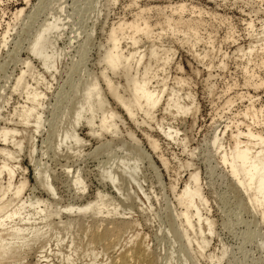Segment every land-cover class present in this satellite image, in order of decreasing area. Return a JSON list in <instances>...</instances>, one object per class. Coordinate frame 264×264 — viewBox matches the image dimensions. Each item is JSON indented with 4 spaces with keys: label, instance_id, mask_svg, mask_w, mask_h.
Segmentation results:
<instances>
[{
    "label": "bare ground",
    "instance_id": "6f19581e",
    "mask_svg": "<svg viewBox=\"0 0 264 264\" xmlns=\"http://www.w3.org/2000/svg\"><path fill=\"white\" fill-rule=\"evenodd\" d=\"M108 1L115 4L118 0ZM138 1L131 0V4L136 7ZM231 2L248 7L249 15L255 20L250 17L246 21L247 40L243 44L232 37V28L228 35L226 33V41L234 44L230 53L232 58L241 61L240 69L248 75L245 88L249 86L256 91L262 88L263 91L261 98L249 92L236 94L235 99L246 100L247 105L227 116L224 129L214 131L208 144L215 168L219 166L223 173L220 176L229 181L230 193L245 203L244 211L254 213L264 224V101L260 100H264V78L254 72V69L264 70V0ZM203 10L188 8L184 3L165 6L146 3L138 6L131 20L119 19L106 28L102 21L99 32L104 40L95 48L99 68L96 73L82 72L83 78L73 84L75 99L62 110L59 125L47 133L48 138L54 139L52 149L65 157L68 154L80 157L85 143L80 130L96 139H103L107 134L117 136L124 122L118 109L137 128L151 130L154 125L160 134L175 142L178 129L173 130L171 124L157 120V111L173 119L194 117L199 105L195 93L188 87L191 84L188 78L170 77L169 68L177 47L170 43L164 45L163 40L176 39L194 60L203 63L207 59V68H212V58L217 57L216 53L222 48L215 45L212 37H206L205 41L200 32L206 31L208 22L219 14ZM22 11L15 14L17 19ZM151 13L154 19L149 16ZM99 14L98 10L94 16L96 21ZM206 14L208 20L203 16ZM224 19L220 18L219 24L224 23ZM66 23L68 21L64 23L52 16L51 21L35 31L26 49L32 58L22 61L24 67L8 90V98L15 94L20 101L4 116L0 108V264H194L199 258L220 264L227 255V248L221 244L218 255L213 251L207 253L217 234L216 223L210 216L200 171L190 161L179 164L190 171L179 190L170 184L174 205L167 206L168 230L177 237L181 250L170 248L156 254L147 236L132 232L133 226L139 225L135 219L136 204L145 211H152V197L144 186L142 174V163L148 155L132 132L128 137L135 142L134 151L128 153L123 149L122 155L98 167L96 181L102 189H96L93 199L83 204L77 201L60 205L54 172L39 163L34 154L35 137L45 126L48 91L58 74L62 57L66 56L65 49L59 45ZM93 23L85 32L87 44L96 34L97 23ZM7 35L8 30L2 40ZM2 46L6 47V40ZM227 58L224 53L219 68L226 67ZM175 68L182 70L180 65ZM233 99H226L221 109L231 112L236 101ZM144 133L150 149L158 150L157 139ZM25 150L32 165L35 181L32 187L25 176L27 169L21 165V153ZM162 156L159 155V161L167 169V159ZM62 167L66 182L74 187L78 194L75 197L81 199L88 188L86 176L80 169ZM38 193H44L46 198ZM85 223L91 225L85 226ZM78 232L83 235L80 239Z\"/></svg>",
    "mask_w": 264,
    "mask_h": 264
},
{
    "label": "rangeland",
    "instance_id": "374dc122",
    "mask_svg": "<svg viewBox=\"0 0 264 264\" xmlns=\"http://www.w3.org/2000/svg\"><path fill=\"white\" fill-rule=\"evenodd\" d=\"M80 1L0 0V108H2V116L6 115L14 103L20 101L15 94L8 98V90L22 67H24L22 61L31 57L26 49L35 31L46 22L51 21L52 16L59 17L64 23L68 21L61 42L59 41V45L65 49L66 56L62 57L64 59L61 58L63 62L61 61L58 74L55 80L51 82L50 91H48L45 102V126L43 131L35 137L36 152L34 154L39 163L49 166L54 172L55 187L60 205L65 206L70 203H77V201H79L77 204H83L93 199L96 189H102L96 181L98 167L110 162L112 157L122 155L123 149H127L128 153L134 151L135 142L128 137V133L132 132L141 149L148 155V159L142 163V174L145 180L144 186L152 197V211H145L141 205L136 204L137 207L134 212L139 225L133 226L132 232L147 236L149 246L152 252L156 254H162L170 248L175 251L181 250L177 237L172 235L174 233L170 229L168 230L169 227L166 222L168 219L167 206L174 205L170 184L176 185L178 190L182 188L190 169H183L180 165L190 161L200 171L201 184L208 199L210 216L216 223L215 229L218 235L214 236L215 238L207 253L213 251L218 255L221 247L226 246L227 255L220 264H264V246H261V241L264 240V224L260 223L254 213L244 211L243 206L245 203L230 193L229 181L227 177L220 176L223 173L222 169L218 168L219 166L215 168V159H213L208 144V140L214 131L224 129L226 117L247 105L246 100L239 101V99H235L236 94L249 92L255 98L256 96L259 98L262 96V88L257 91L249 86L245 88L248 75L242 72V68L240 69L242 67L241 61L232 58L230 52L234 50V44L230 40L226 41L225 38L230 32V28H232L231 35L237 39V43H245L247 40L245 36L246 21H249L250 17L255 20L254 16L249 15V8L245 6L243 8L240 3L236 5L234 3L233 5L232 0H227L225 3L221 0H140L136 7L131 4V0H118L115 4L108 0ZM146 3L164 6L169 3H184L188 8L193 6L196 7V10L201 8V10L204 9L203 11L219 14L215 18L217 20L213 19L208 22L209 25L206 27V31L201 30L200 32L205 41L207 40L206 37H212L215 45L219 46L220 49L222 48L220 52L216 53L215 56L217 57L212 58V68H209V66L207 68V59L203 60V63L197 59L194 60L187 48L182 47L176 39L167 38L163 40L164 45L170 43V46L177 47L178 51L173 55V61L169 68L170 77H183L191 81L188 87L196 95V101L199 105L198 112L194 117L187 115L173 119L171 115L168 114V116L162 111H157V120L160 121L161 119L164 120V123L171 124L173 130L178 129L177 139L174 142V140L165 138L162 133L160 134L154 125H152L151 130L146 127L137 128L117 108L124 121L119 127L117 136L113 137L107 134L103 139H96L89 137L85 130H80V136L85 141L82 147V156L75 157L68 154L65 157L60 155L61 153H56L52 149L54 139L48 138L47 133L59 125L58 121L62 110L70 105L71 100L75 99L76 95H74L75 92L72 93V86L83 78L82 72L96 73L99 68L95 48L96 44L104 40L103 34L99 32L102 21L105 22L106 28L110 23L117 22L119 19L131 20V16L137 11L138 6H143ZM95 6L97 7L95 8ZM20 9L23 11L20 18L17 19L15 14ZM96 10L100 11L98 21L94 17L97 13ZM149 16H153L154 19L155 15L151 13ZM203 16L208 20L207 14ZM219 17L227 19H224L223 25L219 24ZM93 22L97 23L96 34L93 36L92 41L87 44L85 35L92 27ZM7 30L8 35L4 38L6 40V47L4 48L2 46V42H4L2 36ZM203 47V44L200 45L201 49ZM224 53L228 55V58L226 67L222 69L219 67H221L220 60L223 58ZM177 65L181 66V71L175 68ZM254 72L264 78V70L254 69ZM232 97L236 101L231 107V112L223 111L224 102L228 98L232 99ZM260 100L264 101L263 99ZM113 106L115 107V105ZM143 132L157 139L158 148L160 147L158 150L153 152L150 149ZM183 139L186 140V143L182 142L185 141ZM190 154H193V156ZM21 155V165L27 169L25 176L30 187H32L35 185V181L27 150L23 151ZM159 155H163L162 157L167 159V169L160 163ZM64 165L66 168H72V170L80 169L86 176L88 188L81 199L76 198L78 194L75 193L74 187H70L66 182L64 168L62 167ZM40 194L46 198L44 193H38L37 195ZM87 224L85 223V226ZM90 225L91 223L88 224V226ZM82 237L83 235L78 232V238ZM194 264H210V262L206 258H199L198 262Z\"/></svg>",
    "mask_w": 264,
    "mask_h": 264
}]
</instances>
